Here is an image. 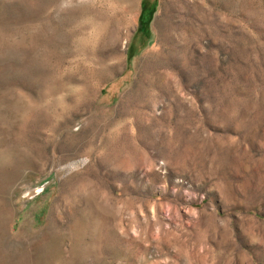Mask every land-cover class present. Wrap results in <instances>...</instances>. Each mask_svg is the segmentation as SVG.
<instances>
[{
    "label": "rangeland",
    "instance_id": "1",
    "mask_svg": "<svg viewBox=\"0 0 264 264\" xmlns=\"http://www.w3.org/2000/svg\"><path fill=\"white\" fill-rule=\"evenodd\" d=\"M0 264H264V0H0Z\"/></svg>",
    "mask_w": 264,
    "mask_h": 264
}]
</instances>
